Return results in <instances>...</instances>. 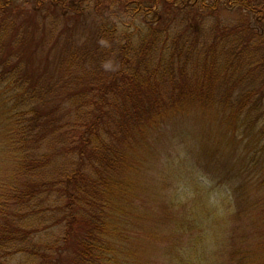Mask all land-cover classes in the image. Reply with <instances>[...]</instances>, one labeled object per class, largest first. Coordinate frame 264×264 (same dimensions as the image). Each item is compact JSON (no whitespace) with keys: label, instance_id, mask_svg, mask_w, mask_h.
Returning <instances> with one entry per match:
<instances>
[{"label":"trees","instance_id":"16d2710c","mask_svg":"<svg viewBox=\"0 0 264 264\" xmlns=\"http://www.w3.org/2000/svg\"><path fill=\"white\" fill-rule=\"evenodd\" d=\"M237 9L250 18L222 30L238 29L250 37L246 45L254 41L264 52V0H0V175L8 178H0V191L9 189L11 214L0 224V250L21 254L8 264H141L119 230L132 201L122 194L127 156L116 142H134L146 125L158 131L165 115L182 116L174 130L188 136L195 114L187 109L224 103L225 130L243 135L233 144L217 140L221 151L239 157L260 123L256 142L264 152V92L246 85L233 96L242 78L227 66L217 70L212 45L197 66L188 65L181 38L197 34L198 17ZM219 79L225 86L215 97ZM263 158L239 165L236 176H212L214 203L194 164H175L188 192L174 226L187 234L173 228L158 264H264ZM167 186L177 194L179 184ZM53 187L61 230L51 244L32 219Z\"/></svg>","mask_w":264,"mask_h":264},{"label":"rangeland","instance_id":"374dc122","mask_svg":"<svg viewBox=\"0 0 264 264\" xmlns=\"http://www.w3.org/2000/svg\"><path fill=\"white\" fill-rule=\"evenodd\" d=\"M44 11L50 13V11ZM177 15L179 17V14ZM245 18L249 19L250 14L246 10L238 9L226 12V14L220 12L219 16L203 15L198 17L194 25H198L195 28L197 34L188 32L181 36L190 54L188 65L194 61L197 66L198 60L204 57V52L210 49L212 45L214 54H217V70L222 71L224 66H227L236 76L242 78L241 82L238 83V89L233 92V96L238 93L242 86L246 85L264 92V52L256 50L255 45H253L254 41L246 45L244 39L250 37L242 35L238 29L232 30L229 34L222 30L226 23L239 25L240 21ZM179 26L181 25H172V31L181 30ZM222 49L223 51H221ZM209 55H211L210 52ZM228 60H233V63H228ZM213 86L216 97L225 83L219 79ZM223 105L224 103L205 107L189 106L187 111L189 115L195 114V121L191 122L189 126L187 124L188 136L181 131H177L179 134L175 133V128L183 126V117H176L173 113V116L170 114L162 117V125L158 131H154L146 125L143 132L134 135L131 140L134 142H116V145H120V150L127 156L124 161L126 168L122 177L129 186L122 194L127 200L132 201L130 205L124 204L126 212H121L119 230L127 237L125 239L126 248L131 252L136 250L141 264H158V257H163V254L168 252V246L173 242V228L179 232L184 230L182 234H187V228H182L179 224L174 226V212L183 211V207L179 204L185 201L184 193L188 192L178 182L181 179H179L178 172L174 170L175 164L184 163L187 160L191 161L194 164V174L198 177V182H201V186L210 191L211 201L214 203V199L219 193L218 184L215 181L213 183L209 181L212 176L220 175V173L224 177L236 176L250 158L259 160L264 156V152L259 151L260 148L256 142L258 131L260 127H263L260 123H256L254 130L250 132V141L241 142L238 148L241 150L239 157H230L231 154L227 156L221 151V143L217 140L233 144V142H239L243 135H234L232 131L225 130L229 126L227 116L230 114L228 111H223L226 109ZM70 115L67 113L66 118L68 119ZM224 117L227 124L220 126L219 124ZM67 119L64 118L65 123ZM72 119L77 122L75 117ZM213 142H217L216 145ZM70 145L71 142L66 143V147ZM68 155L65 152L59 157L61 167L65 162H69ZM197 158L199 162L196 161ZM239 165L243 166L238 169ZM165 167L170 171L171 176L166 174ZM0 178L4 184H7V173H2ZM167 184H172V186L179 184L177 194L173 190L170 194V186ZM8 191L9 189L0 191V193L5 194L0 200V224H4L5 216L11 217L10 209L5 206V203L8 202L7 198H10ZM56 192L55 187L49 189V193L41 205L44 211L42 213L35 212L32 219V222H36L38 228H41L42 237L51 244L56 241L61 230V225L55 223V218L60 216L54 202ZM172 195H179V198ZM169 200L173 202L170 203ZM119 201L122 202L123 197L120 196ZM22 215L25 218L28 216L26 213H22ZM3 250L4 248L0 250V264H8L12 260L16 262L17 258L21 256L20 253L3 254ZM161 264L164 263L161 262Z\"/></svg>","mask_w":264,"mask_h":264}]
</instances>
